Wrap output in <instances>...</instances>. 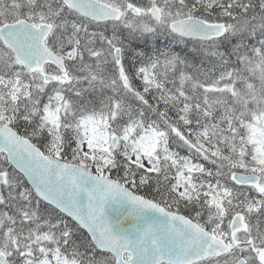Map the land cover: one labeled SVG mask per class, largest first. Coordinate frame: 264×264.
I'll use <instances>...</instances> for the list:
<instances>
[{
	"label": "snow or ice",
	"instance_id": "1",
	"mask_svg": "<svg viewBox=\"0 0 264 264\" xmlns=\"http://www.w3.org/2000/svg\"><path fill=\"white\" fill-rule=\"evenodd\" d=\"M0 264H264V0H0Z\"/></svg>",
	"mask_w": 264,
	"mask_h": 264
}]
</instances>
